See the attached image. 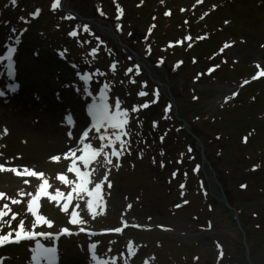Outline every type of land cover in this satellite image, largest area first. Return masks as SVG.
Here are the masks:
<instances>
[{
	"label": "rangeland",
	"instance_id": "1",
	"mask_svg": "<svg viewBox=\"0 0 264 264\" xmlns=\"http://www.w3.org/2000/svg\"><path fill=\"white\" fill-rule=\"evenodd\" d=\"M1 3L9 21L3 28L5 35L26 39V54L20 53L16 59L17 72L22 80L25 76L30 81L33 91L54 99L52 92L68 93L65 84L75 78L83 82L80 75L88 73L95 87L89 102L108 85L110 111L115 110L118 98L121 109L129 112L128 135L121 137L128 146L118 158L111 152L113 147L121 151L119 143L109 145L114 141L113 130L108 129L107 134L105 129L94 130L83 140L96 154L94 163L83 169L99 182L93 191L102 185L99 204L89 199L92 193L88 192L81 205L69 203L67 211L61 208L67 201L63 196L62 203L49 200L37 205L38 215L46 220L61 218L50 230H61L60 224L78 230L125 227L114 239L72 237L73 259L78 260L81 254L85 257L86 250L96 244L101 257L108 260L139 251L131 263L247 264L245 243L251 262L264 264V0ZM53 4L57 6L53 8ZM25 21L26 27L16 29ZM35 47L41 54L36 60L32 58ZM41 61L38 70L36 64ZM44 71L45 77H37L40 80L30 76ZM140 91L148 95L140 97ZM171 97L178 116L191 125L190 131L174 117ZM145 103L148 108L141 107ZM37 106L35 102L30 107L35 113L0 107V112L8 111L19 120V128H27L15 142L28 149L10 148L6 153L18 156L14 162L20 166L42 169L37 180H22L15 191L22 198L39 195V190L58 176H71L67 149L76 143L51 149L52 136L77 137L86 125L77 121L67 131L62 125L66 116L57 114L55 118L41 115L52 130L38 126ZM2 127L8 133L15 130L3 123ZM200 147L207 160L204 165ZM48 155L57 166L46 168ZM62 159L68 165L60 164ZM74 186H78L76 181ZM222 198L234 210L225 207ZM98 205L99 210L89 209ZM18 214L15 221L4 220L5 228L10 224L15 228L21 220L25 228L34 226L31 213ZM74 217L84 224H71ZM79 242L86 247H79Z\"/></svg>",
	"mask_w": 264,
	"mask_h": 264
},
{
	"label": "bare ground",
	"instance_id": "2",
	"mask_svg": "<svg viewBox=\"0 0 264 264\" xmlns=\"http://www.w3.org/2000/svg\"><path fill=\"white\" fill-rule=\"evenodd\" d=\"M3 0H0V48L4 47L6 42L13 41L12 46L16 49V54H20L26 51V39L23 35H14L12 39L10 40L9 37L3 33V28H5V22L8 21L2 18V15L4 14V3H1ZM19 36V42L16 41V37ZM30 49V48H29ZM7 64L6 61H0V74H1V67L3 65ZM42 64V61L39 63ZM25 80H22L20 77L14 83H17L16 89L9 90L5 85L8 84L9 80H6L5 75H1L0 82L4 80V83H1V91L4 92L3 96H0V99L2 101V106H7L9 108L13 109H27L30 112L35 113L34 109L31 108L32 103L37 102V111L36 114H40L38 117V120L35 122L36 125H41L46 127L49 130L51 129L50 123L43 122L42 116L52 117L55 118L58 114L59 117H62L65 113H70L75 115V111L78 115H75V120L78 122H82L85 114H84V108H83V102L86 100L85 94L83 90L80 87H74L73 89H69V85L65 84L66 92L68 93H55L52 92L54 99H51L44 94H42L40 91H33L32 88H30V84L26 77H24ZM40 80L39 78H37ZM47 88V87H45ZM48 89V88H47ZM46 89H43L45 91ZM60 91V89H58ZM71 94V95H68ZM60 95V96H59ZM73 99L75 101L73 102ZM21 100H24L25 102L19 103ZM30 104L29 106L24 107L25 104ZM21 104V105H20ZM70 105V106H69ZM61 107L62 110L60 111L59 108ZM78 107L80 109H78ZM51 113L46 112V110H51ZM60 120V119H58ZM7 125L9 128L15 129L13 133L4 134V129L2 127ZM0 211H5L7 215L3 218L5 221H9L12 219L14 214L18 213H28L27 210V202L31 200L32 198L35 199L33 196L31 197H23L22 196H16L15 191L21 186L22 180L27 181H35L38 179L40 175H42V169L36 167L35 165H18L14 162V160L19 159L18 156L9 155L6 152L9 151V149H22L25 150L28 149L27 147H21L15 142L16 137L21 136L22 132H25L27 128L22 127L19 128V120L11 115L8 111L0 112ZM65 129H67V126L62 124ZM59 134V132H57ZM52 142H51V149H58L62 146L66 147L70 145L72 141H76L71 134L63 136V139L61 135L53 134L52 136ZM4 144V145H3ZM13 146V147H12ZM29 150L32 151V147L29 148ZM37 151V149L35 150ZM32 154V153H31ZM44 165L46 168L57 166V161L54 159L52 155H48L45 158ZM94 162V158L90 161ZM63 166L67 164V161L62 159L60 162ZM34 172V173H31ZM76 177H69L70 184H66L61 179H55L50 180L47 185V194L46 198H39L37 200V204H43L44 202L49 200V196H53L55 193H62V196L65 197L71 205H74L75 203H83L85 200L86 192L85 194L81 193V196L79 197V200L76 198V194L73 193V198L71 200L68 199L67 194H71L72 192L77 191L75 188L71 186V184L76 181ZM92 181L91 184H88L86 188L90 191L92 187L95 185V180L92 177L90 179ZM57 189H56V188ZM95 198V197H92ZM91 198V199H92ZM20 201V203L13 204L12 201ZM7 205L8 207L5 208L4 206ZM91 209H94L92 207ZM96 210L100 209V206H97L95 208ZM69 210H72V206L69 207ZM95 210V211H96ZM19 215V214H18ZM9 232L14 233V228L12 226L11 229L3 231L4 234H8ZM58 241L61 243V247L58 252L59 256V264H95L94 260L92 259V255H88L90 260H87L86 258H82V254L80 255V258L73 259L71 254L72 246L74 245V241L72 238L67 237H59ZM29 241L21 242L22 246L18 249H15L13 251L9 252H0V264H24L25 262H28L26 259V256L31 251V247L28 244ZM138 257V256H137ZM136 256L129 255L127 257L115 259L117 264H139V263H131L135 261Z\"/></svg>",
	"mask_w": 264,
	"mask_h": 264
},
{
	"label": "snow or ice",
	"instance_id": "3",
	"mask_svg": "<svg viewBox=\"0 0 264 264\" xmlns=\"http://www.w3.org/2000/svg\"><path fill=\"white\" fill-rule=\"evenodd\" d=\"M58 2H59V0H57V3ZM10 3H11V5L15 6L17 4V0H10ZM56 6H57V4H53V8H55ZM118 11H119V9H118ZM5 24H7V22H5ZM87 30H88L87 27H85L84 31H87ZM16 31H17L16 29H12L13 33H15ZM70 35L75 36L76 33L71 32ZM9 39L11 40L12 37L10 36ZM16 41L19 42V36L16 37ZM225 47H227V45H225ZM14 51H16L15 48L9 47L7 49V54L3 57H0V61L5 60V59H7L9 61V64L7 65V68L9 70V74H11V68H12L11 54ZM128 71L131 72L132 69H128ZM91 79H92V77L88 73H83L82 75H80V80L83 81V83H84L83 90L85 92L88 91V83ZM14 87L15 86L13 85V88ZM107 87H108V85H104L103 88L100 89L101 95L99 96V99L102 103L99 105H96V104L89 105L88 113L92 117V124H91L92 129H95L97 132H99L100 129H105V134H107L108 129L113 130L112 135L114 136V141H109V145L111 146L114 143H117V142L119 143L121 151H118L115 149V147H113V150L111 152V155L113 157L118 158L122 154V150L126 149L128 146L127 142L125 140L121 139V137L128 135V132L126 130V125L128 124L129 112H128V110H122L121 109V101L118 98L115 100V110L114 111L109 110V105L106 102V97H105V95H103V93L105 92ZM3 95H4V92L0 91V96H3ZM146 95H148V93L145 91H140L138 93V96H140V97H145ZM153 103H155V101H153ZM141 107L142 108H148L149 104L145 103ZM132 111H136V109L133 108ZM65 119H66L68 125L71 126L72 116L69 114L65 117ZM87 136H88V132L85 131L83 133V137H87ZM83 137L80 141L81 144H83ZM104 138H105L104 136L99 137V139H101V140H103ZM85 145H87V147H85ZM85 145L81 149L83 154L79 157V160L82 162L84 167L87 168L89 165V162L92 158V153L94 150H93L91 144H85ZM101 147H104V145H102ZM72 172H75L76 177L79 181V183H77V184H80V187L77 189V191L72 192L71 194L68 193L67 194L68 199L71 200L73 198V193H75L77 200H79L81 193L85 194V192H89V193H92V197H95L94 202L96 204H99V202L101 201V198H102V185H100L99 189H97L96 191H93L95 186L99 183V182H97V183H95V185L91 189V191H89L86 188V185L92 183V181L90 179H88L89 173L88 172L81 173L79 171V169H77L76 167L72 171H70L69 173H72ZM31 173H34V172H31ZM34 174H36V173H34ZM109 187H111V185H109ZM241 187H244V186L242 185ZM46 188H47V184H45L40 189L39 195L35 194V196H34L35 199L32 198L31 200H29L27 202V210L35 218L34 219V226L40 222H43L44 224L51 227L48 220H46L44 218V216L38 215V213H37V200L42 195H45ZM87 197H89V196H87ZM92 197H89V199ZM48 198L50 200H59L62 198V194L56 195V193H55L54 196H49ZM12 203L15 204V203H17V201L13 200ZM4 207L7 208L8 206L5 205ZM64 211H67V208H65ZM6 215H7V213L5 211H0V247L6 246L9 243H18L20 241H25V240H35L36 241L35 249L33 250V255H32V260L34 261V264H39L40 259H44L46 261H49V264H51V262L55 259L56 248L54 246L45 247L42 243H40L39 240H36V237H41L45 240H51L53 245H54L55 236L50 232L49 233L28 232L24 226V221L21 220L19 230L15 231V239L13 240L12 239V236H13L12 232H9L8 234H4L3 230H2V226L4 224L3 218ZM12 219L15 220L16 217L13 216ZM70 223L73 225H76L78 223L83 225L84 221L82 219H78V217H76V222L73 223L72 220H70ZM80 230L84 231L83 228H81ZM63 231L67 232V229H63ZM96 247H97L96 244H92L90 246L89 251L94 250ZM92 259L94 260L95 264H116L115 258H113L110 261L109 260H100L97 258V256L95 255L94 252L92 255Z\"/></svg>",
	"mask_w": 264,
	"mask_h": 264
},
{
	"label": "water",
	"instance_id": "4",
	"mask_svg": "<svg viewBox=\"0 0 264 264\" xmlns=\"http://www.w3.org/2000/svg\"><path fill=\"white\" fill-rule=\"evenodd\" d=\"M183 124H184V127L186 128V130L189 131V126H188V124H187L186 122H184V121H183ZM202 160H204V157H203V156H202ZM223 203H224V205H227V202H226L225 199H223ZM236 222H237V221H236ZM243 245H244V247H245V249H244V253H245V259H246L247 264H253V263L249 260V258H248V254H247V250H246V245H245V243H243Z\"/></svg>",
	"mask_w": 264,
	"mask_h": 264
},
{
	"label": "trees",
	"instance_id": "5",
	"mask_svg": "<svg viewBox=\"0 0 264 264\" xmlns=\"http://www.w3.org/2000/svg\"><path fill=\"white\" fill-rule=\"evenodd\" d=\"M34 60H36V59H34Z\"/></svg>",
	"mask_w": 264,
	"mask_h": 264
}]
</instances>
